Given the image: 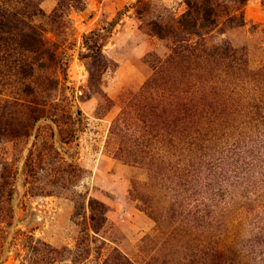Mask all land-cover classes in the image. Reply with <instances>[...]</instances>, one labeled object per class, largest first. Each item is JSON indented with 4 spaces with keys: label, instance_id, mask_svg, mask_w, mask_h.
<instances>
[{
    "label": "rangeland",
    "instance_id": "obj_1",
    "mask_svg": "<svg viewBox=\"0 0 264 264\" xmlns=\"http://www.w3.org/2000/svg\"><path fill=\"white\" fill-rule=\"evenodd\" d=\"M83 1L82 9L69 8L63 18L53 19L59 0H43L46 16L35 21L44 39L58 45V58L67 67L66 80L54 63L34 78L43 95L52 93L55 104L47 113L56 123L42 120L31 137L26 134L30 109L14 103L20 85L0 60V264H30L36 257L32 248L44 242L66 250L56 264H102L113 249L134 264H199L211 239L213 246L241 249L255 224L264 226V197L231 202L226 218L212 213L218 218L213 231L223 235L219 242L208 223L203 228L190 212L194 205H179L183 197L172 190V119L157 124L135 98L172 46L154 35L149 23L180 17L185 0ZM223 3L236 7L231 0ZM242 11L244 26L224 24L225 31H214L205 43L243 49L258 68L264 65V0H249ZM94 30L106 36L103 54L110 63L92 78L91 59L82 54L87 53L84 35ZM121 116L125 122L116 123ZM93 201L105 205L107 218L98 236L90 219ZM83 237V248L91 251L77 259L73 251Z\"/></svg>",
    "mask_w": 264,
    "mask_h": 264
},
{
    "label": "trees",
    "instance_id": "obj_2",
    "mask_svg": "<svg viewBox=\"0 0 264 264\" xmlns=\"http://www.w3.org/2000/svg\"><path fill=\"white\" fill-rule=\"evenodd\" d=\"M42 1L0 0V60L7 63L16 86L20 85L16 89L21 95L14 98V103L25 104L30 109L26 126L29 137L36 123L46 119L57 121L47 113L48 106L55 104L52 93L43 95L42 88L34 84L37 71L54 63L62 70L64 80L67 79V67L58 58V45L44 39V29L35 23L46 16ZM231 1L236 5L233 10L223 0H185L187 10L180 17H159L151 21L154 35L169 40L171 51L135 97L137 104L141 101L139 106L149 109L157 124L161 119H172L175 161L170 170L176 179L172 180V190L176 191L177 198L183 197L179 205H194L195 209L190 212L195 218L197 215L203 228L208 223L212 235L217 233L213 231L214 221L218 222L212 213L219 211L226 218L232 214L231 202L242 205L241 202H255L264 197V65L253 68L243 49L229 44L209 48L205 43L214 31H225L224 24L230 27L246 24L242 8L249 0ZM72 7L82 9L84 1L59 0L50 17L63 18L65 11ZM105 39L101 30L84 35L87 53L82 57L91 59L92 78L110 63L103 54ZM22 86L24 89L20 90ZM23 94L27 99L21 98ZM147 101L151 102L143 104ZM125 119L121 116L116 123ZM91 207V225L98 236L107 220L105 205L93 201ZM98 209L102 211L98 213ZM254 228L250 239L236 251L213 246L212 239L207 240L197 262L264 264V251H257L264 247V226L255 224ZM215 235L221 242L223 235ZM97 236L93 241L98 240ZM227 238L225 235L223 240ZM86 240L81 238L73 251L77 259L87 252L83 248ZM41 244V248H32L37 253L30 264H56L66 252L45 242ZM100 252L101 246H97L95 253L101 256ZM102 264L134 263L113 249Z\"/></svg>",
    "mask_w": 264,
    "mask_h": 264
},
{
    "label": "water",
    "instance_id": "obj_3",
    "mask_svg": "<svg viewBox=\"0 0 264 264\" xmlns=\"http://www.w3.org/2000/svg\"><path fill=\"white\" fill-rule=\"evenodd\" d=\"M15 232V229L13 230V233ZM11 238H13V236L11 237ZM9 246H10V243H8L7 245H6V247H5V250H3L4 251V253H3V259H5L6 257H7V254H8V250H9Z\"/></svg>",
    "mask_w": 264,
    "mask_h": 264
}]
</instances>
